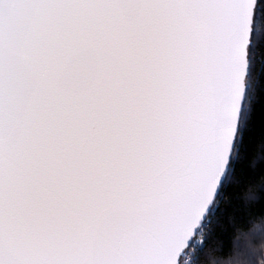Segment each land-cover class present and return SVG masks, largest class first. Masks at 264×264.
Here are the masks:
<instances>
[{"label":"snow or ice","instance_id":"1","mask_svg":"<svg viewBox=\"0 0 264 264\" xmlns=\"http://www.w3.org/2000/svg\"><path fill=\"white\" fill-rule=\"evenodd\" d=\"M262 24L264 0H0V264H264V185L239 195Z\"/></svg>","mask_w":264,"mask_h":264},{"label":"trees","instance_id":"2","mask_svg":"<svg viewBox=\"0 0 264 264\" xmlns=\"http://www.w3.org/2000/svg\"><path fill=\"white\" fill-rule=\"evenodd\" d=\"M259 28L261 32H264V24L260 25ZM247 163L249 164V166H253L255 164V160L250 159ZM261 185H264V177H257L250 185L242 187L239 193L242 201L247 202L261 195ZM229 196L230 194H225L224 197L220 200L221 207H223L227 203Z\"/></svg>","mask_w":264,"mask_h":264}]
</instances>
